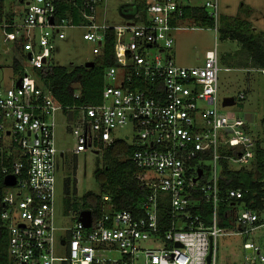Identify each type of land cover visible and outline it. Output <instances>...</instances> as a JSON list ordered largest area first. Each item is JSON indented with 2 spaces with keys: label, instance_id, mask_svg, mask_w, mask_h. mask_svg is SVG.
<instances>
[{
  "label": "built area",
  "instance_id": "built-area-1",
  "mask_svg": "<svg viewBox=\"0 0 264 264\" xmlns=\"http://www.w3.org/2000/svg\"><path fill=\"white\" fill-rule=\"evenodd\" d=\"M106 1L2 0V49L12 43L19 56L13 62L19 77L10 80L9 88H0V231L7 234L9 264H207L211 238L214 264L216 241L225 234L219 226V161L223 150L232 149L229 161L251 164L255 141L243 118L221 110L218 54L200 67H183L172 50L176 32L195 29L189 27L192 19L185 7L203 8L217 27L219 0H201L202 5L132 0L128 10L122 8L128 19L123 27L98 20ZM71 30L81 31L93 45L96 60L113 41L114 64L105 70L97 105H60L40 74L55 67L56 44ZM75 96L80 97L79 91ZM58 117L76 140L72 150L58 149ZM126 128L132 135L115 137ZM117 142L132 147L138 179L150 190L141 216L114 210L110 197L103 196L101 213L92 215L90 228L82 225L80 215H74L73 226L58 227L57 173L66 155L87 148L103 153ZM8 177L14 185L5 184ZM199 193L213 205L208 227L195 213ZM163 197L171 210L168 229L160 225ZM242 198L241 190L228 194V201ZM227 217L236 235L264 228V209L254 212L234 203ZM244 250L253 255L246 264H256L258 257L264 264L260 247L245 243ZM115 253L120 259L111 258Z\"/></svg>",
  "mask_w": 264,
  "mask_h": 264
},
{
  "label": "rangeland",
  "instance_id": "rangeland-1",
  "mask_svg": "<svg viewBox=\"0 0 264 264\" xmlns=\"http://www.w3.org/2000/svg\"><path fill=\"white\" fill-rule=\"evenodd\" d=\"M132 0H107L98 10L97 17L100 21L107 22L114 27H123L128 22L126 11ZM191 4L202 5L201 0H191ZM227 18L230 24L235 21H247L254 33H264V0H219V19L217 27L208 28L200 26L193 20L189 27L194 30L176 32L175 44L172 54L180 66L200 67L205 61L217 53L219 57L220 72L218 76V97L222 101L226 97H233L236 105L221 108L224 113L243 118L249 125L251 135L256 139L264 140V74L261 70L246 67L247 56L242 52L241 46L231 40H224L219 32L221 17ZM3 42L0 36V88L10 87V80L17 79L19 75L13 69V62L19 56L14 51L12 43L7 42L8 49L3 50ZM93 45L84 41L82 32L71 30L68 37L58 41L53 56L55 66H83L90 61H95ZM225 69H229L226 71ZM29 73H32L30 69ZM245 98L240 100L239 95ZM132 135L131 130L126 128L116 132V138H125ZM260 137V138H259ZM56 141L60 151L72 150L76 146V140L71 134L65 133L62 119L58 117L56 128ZM264 146V141L262 142ZM105 153L87 148L74 156L67 154L63 164L57 173L55 194V223L58 227H71L74 225L76 210L72 209L66 200L64 192V179H72L76 183V193L72 195L71 202L81 205L83 197L92 193L102 195L101 186L95 180L94 173L97 169L105 166L103 160ZM123 160V159H121ZM61 164V162H60ZM76 167V169H75ZM239 168V167H237ZM71 211L67 213L66 211ZM66 212V214H65ZM235 227L225 229V234L216 241V253L214 264H246V259L253 257L244 250L245 243H254L260 247V254L264 256V229H258L249 235H236ZM147 246V245H145ZM112 259H120V254L115 253ZM256 264H261L260 259Z\"/></svg>",
  "mask_w": 264,
  "mask_h": 264
},
{
  "label": "trees",
  "instance_id": "trees-1",
  "mask_svg": "<svg viewBox=\"0 0 264 264\" xmlns=\"http://www.w3.org/2000/svg\"><path fill=\"white\" fill-rule=\"evenodd\" d=\"M1 13L2 0H0V18ZM185 13L188 19H192L200 26L208 28L216 26L214 20L203 8L185 7ZM226 20V17H221L219 28L221 37L224 40L235 41L241 46V51L247 56L246 63H244L247 68L264 70V33H254L247 21H235L230 24ZM112 46L113 41L110 39L106 45L104 57L97 59L92 67L55 66L40 71L44 82L52 88L54 98L60 105L81 107L100 103L105 87V70L114 64ZM14 68L18 70L16 62ZM77 91L80 93L79 98L75 96ZM248 131L250 133L249 127ZM252 137L255 141V159L251 164L235 167L236 164L227 158L235 155V150L232 149L223 150L224 158L219 161V188L222 199L219 208V226L223 229L233 227L227 215L234 203L254 212H261L264 209V146L262 145L264 140L256 139L253 135ZM104 153L103 160L106 164L94 173L95 180L101 186L102 195L88 193L83 197L80 206L77 203L72 204L70 199L76 193V183L67 178L63 183L66 200L72 209L74 207L77 216L82 211H91L95 218L101 213L102 197L109 196L114 210L131 211L140 217V206L150 195V190L138 179L139 172L130 159L133 153L132 147L126 143L117 142L106 148ZM231 190H241L243 198L238 201H228V194ZM196 200L198 202L195 206V213L202 218L207 227L211 226L212 203L206 202L203 194L200 193L196 194ZM170 211L169 203L163 197L159 205L160 225L163 229H168L171 225ZM7 241L6 232L0 231V264H9Z\"/></svg>",
  "mask_w": 264,
  "mask_h": 264
},
{
  "label": "water",
  "instance_id": "water-1",
  "mask_svg": "<svg viewBox=\"0 0 264 264\" xmlns=\"http://www.w3.org/2000/svg\"><path fill=\"white\" fill-rule=\"evenodd\" d=\"M86 67H92L94 66L93 63H88L85 65ZM236 105V101L233 97H226L223 99V107H231ZM199 176L202 175V170H198ZM15 179L8 177L5 181V184L8 186L14 185ZM80 222L85 228H90L91 227V221H92V213L91 211H82L80 213L79 217ZM179 247L180 245L177 244ZM213 257H214V244H213V239H210V250H209V255L207 257V264H213Z\"/></svg>",
  "mask_w": 264,
  "mask_h": 264
},
{
  "label": "crops",
  "instance_id": "crops-1",
  "mask_svg": "<svg viewBox=\"0 0 264 264\" xmlns=\"http://www.w3.org/2000/svg\"><path fill=\"white\" fill-rule=\"evenodd\" d=\"M235 167H240V165H235ZM259 229H264V228H259ZM258 230V229H257ZM256 231V230H255Z\"/></svg>",
  "mask_w": 264,
  "mask_h": 264
}]
</instances>
